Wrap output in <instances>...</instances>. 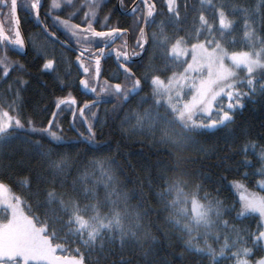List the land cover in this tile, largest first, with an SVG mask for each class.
<instances>
[{
	"label": "snow or ice",
	"instance_id": "1",
	"mask_svg": "<svg viewBox=\"0 0 264 264\" xmlns=\"http://www.w3.org/2000/svg\"><path fill=\"white\" fill-rule=\"evenodd\" d=\"M162 2L118 0L123 25L111 0H0V264H264V134L237 122L264 104V0ZM25 22L40 30L35 76L12 58L27 55ZM43 75L61 94L26 112L25 77L48 89ZM133 144L155 164L129 188ZM207 158L239 177H220L230 202L193 168ZM16 167L19 192L4 179Z\"/></svg>",
	"mask_w": 264,
	"mask_h": 264
},
{
	"label": "trees",
	"instance_id": "2",
	"mask_svg": "<svg viewBox=\"0 0 264 264\" xmlns=\"http://www.w3.org/2000/svg\"><path fill=\"white\" fill-rule=\"evenodd\" d=\"M128 1V0H127ZM226 4H237L242 7H248L250 9H254L255 6L259 3V0H223ZM157 3L159 6H163L162 0H157ZM117 5V0H111L110 8L109 10H112L115 12L114 20H117V18H120V23L123 25H126L128 23V19L124 18L123 16L118 13V11L115 10V6ZM262 10H264V6H262ZM163 18V17H162ZM31 31V30H30ZM29 31V32H30ZM12 55V53H10ZM36 54L33 52V50L30 52L28 48V55L25 57V59H21L19 55H13L12 58L14 60H19L21 63L25 64L26 67L30 69L33 76L37 75V69L35 65L40 63V61L35 60ZM60 53L58 54L59 59ZM69 56L71 54L69 53ZM74 59V57H72ZM62 67V66H61ZM27 79H30V82L34 84V86L29 89L28 91L22 93L24 97V110L26 112H32L33 108L37 106L41 101H43V104H46L48 108L52 109V103L53 98L56 95H60V89L57 87V85L54 82V78L50 75H43L42 79L44 81L48 82L49 88L44 89L42 86L38 84V82L32 81L30 77H25ZM75 70H74V76H73V83H75ZM73 93L77 95L78 99H83V97L80 95V90L77 88L72 89ZM42 94V95H41ZM107 107L108 109H111V104L104 105L101 107L100 114L103 116L104 108ZM54 110V109H53ZM48 114L45 113L42 116L39 117L41 120H47ZM238 126L243 125L245 129H247L251 136L254 138V140L257 143H261L259 140V137L264 134V104L256 103L255 105L249 104L246 108V110L243 112L242 115L238 116L237 118ZM65 130H68V124H67V117L65 118L64 122ZM105 132V139L111 140L114 143L121 141V135L116 127H106L104 129ZM69 136H75L74 132H68ZM125 152L130 153V162L132 165V168H129L127 164H124V175L121 176V181L124 183L129 184V188H131L133 185H136L137 187V177H139L141 180L145 179L151 174L152 171V165L155 164V158L152 156V153L149 151L147 147H139L135 144L132 146L125 148ZM194 158H196V154H192ZM19 158V157H17ZM253 163H256V159L258 157L254 153L252 157ZM236 160H239L240 157L236 156ZM123 163V160H122ZM219 163L218 159L215 158H207L205 159V162L203 165H193L194 169H200L202 168L203 171L210 177L209 182L205 185L210 192H214L216 188H219V195L221 199H224L226 202H230L235 197V192L230 189V185L226 182H223L220 180L221 176L227 177V180L230 181L233 178H239L235 176V173L224 171L222 169H219L216 167V165ZM231 164V162H230ZM258 167V165H257ZM24 174H26V170L20 167H16L15 170L7 177H4L6 183H10L14 189V191H21L16 187V180L21 178ZM260 177L259 175L256 176V180H258ZM129 181L131 183H129ZM246 183L249 184V187L255 188V183L253 181H246ZM133 203H136L135 200L132 201ZM155 206V205H154ZM248 224L255 225V220H247ZM161 255H164L162 252ZM228 264H231L229 261Z\"/></svg>",
	"mask_w": 264,
	"mask_h": 264
},
{
	"label": "flooded vegetation",
	"instance_id": "3",
	"mask_svg": "<svg viewBox=\"0 0 264 264\" xmlns=\"http://www.w3.org/2000/svg\"><path fill=\"white\" fill-rule=\"evenodd\" d=\"M128 1L126 0V3H127ZM117 3H118V0H117ZM118 13H120V12H118ZM124 17V16H123ZM125 18V17H124ZM127 19V18H126ZM116 21H121L120 20V18H117V20ZM122 22V21H121ZM23 32L25 33V39H26V52H27V55H28V48H29V50H30V52L32 51V48H31V46L30 45H27V41H28V37H29V34H31V33H38L40 30H39V28L38 27H36L33 23H30V22H25L24 23V26H23ZM31 30V31H30ZM30 31V32H29ZM57 35H59V33H57ZM61 39H63V37H61ZM60 53V50L57 48V50H56V52H55V55H56V58L58 57V54ZM27 55H25V56H20L19 55V57H21V59H25V57L27 56ZM27 58V57H26ZM35 60H38L39 61V58L37 57V56H35ZM57 60L59 61V59L57 58ZM103 67L104 68H107L108 69V71H109V73H112V72H116L117 71V69H116V65H115V63H113V62H109L107 65H103Z\"/></svg>",
	"mask_w": 264,
	"mask_h": 264
},
{
	"label": "water",
	"instance_id": "4",
	"mask_svg": "<svg viewBox=\"0 0 264 264\" xmlns=\"http://www.w3.org/2000/svg\"><path fill=\"white\" fill-rule=\"evenodd\" d=\"M21 56V55H20ZM22 56H25V55H22Z\"/></svg>",
	"mask_w": 264,
	"mask_h": 264
}]
</instances>
